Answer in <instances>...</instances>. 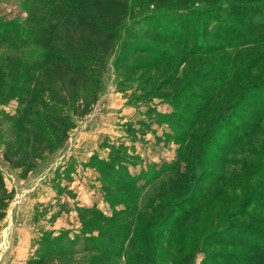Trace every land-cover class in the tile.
<instances>
[{"label":"rangeland","instance_id":"obj_1","mask_svg":"<svg viewBox=\"0 0 264 264\" xmlns=\"http://www.w3.org/2000/svg\"><path fill=\"white\" fill-rule=\"evenodd\" d=\"M227 1L255 0L133 2L84 115L53 116L48 51L0 47V264H209L205 253L247 252L209 237L195 248L224 221L264 223L253 202L264 125L243 133L237 119L255 121L236 98L264 79V38L247 28L216 40L178 9ZM28 6L0 0V18L23 20Z\"/></svg>","mask_w":264,"mask_h":264},{"label":"trees","instance_id":"obj_2","mask_svg":"<svg viewBox=\"0 0 264 264\" xmlns=\"http://www.w3.org/2000/svg\"><path fill=\"white\" fill-rule=\"evenodd\" d=\"M138 1L140 0H28L29 6L23 20L0 18V47L14 51L34 46L48 51L56 60L53 77L45 88L47 100L59 111L53 116L71 117L75 109H82L84 115L97 102L99 79L106 71L107 60L116 55L120 28L133 9L132 3ZM178 9L188 12L190 16L195 14L192 18L196 31L199 32L201 25H205V35L216 40L223 41V37L241 39L242 32L247 28L252 31L248 36L256 37L259 41L264 38V29L258 31L263 25L260 20H264V0L247 3L227 1L192 8L181 5ZM185 14L180 13V16L174 17L182 20L185 19ZM212 22L216 24L211 25L216 27L213 31L208 29ZM255 30L258 32L255 33ZM263 80L236 96L237 100L243 102L246 111L249 110L248 114L254 117V125L250 121L237 119L242 132L249 136L260 124L264 125ZM250 89H255L254 93L257 94L253 98L249 96ZM237 105L235 101L230 108ZM262 181L258 183V189L253 191V202H264ZM0 191H6L1 172ZM1 203L3 201L0 199ZM181 203H178V208L182 209L193 204L188 202L182 206ZM246 234L248 239L244 241ZM205 237H209L217 245L232 244L247 250L232 254L205 253L209 264H264V245L261 246L264 241V223L259 220L244 223L224 221L217 229L205 230L201 233L202 239L196 243V251L200 249L202 242L205 244Z\"/></svg>","mask_w":264,"mask_h":264}]
</instances>
